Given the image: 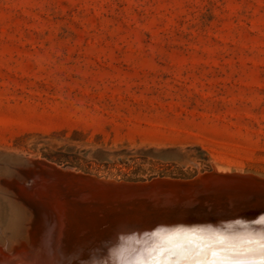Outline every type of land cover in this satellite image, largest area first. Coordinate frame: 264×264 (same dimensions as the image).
<instances>
[{
	"label": "rangeland",
	"instance_id": "374dc122",
	"mask_svg": "<svg viewBox=\"0 0 264 264\" xmlns=\"http://www.w3.org/2000/svg\"><path fill=\"white\" fill-rule=\"evenodd\" d=\"M33 159L70 170L67 181L264 179V0H0L6 245L31 218L2 180ZM70 220L73 239L85 227ZM181 225L158 229L161 264H222L221 245L240 237Z\"/></svg>",
	"mask_w": 264,
	"mask_h": 264
},
{
	"label": "bare ground",
	"instance_id": "6f19581e",
	"mask_svg": "<svg viewBox=\"0 0 264 264\" xmlns=\"http://www.w3.org/2000/svg\"><path fill=\"white\" fill-rule=\"evenodd\" d=\"M40 160L33 159L24 167L20 163L21 167L10 175L12 181L2 178V183L16 194L9 200L30 215L31 223L25 237L19 236L8 245L0 242V264H161L155 258L152 243L158 229L165 226L168 231L166 226L170 223L198 228L205 225L219 233L240 236L221 245L220 255L227 259L222 264H264V212L259 211L264 210L263 178L238 173L235 175L246 178H234L227 176L232 175L229 172L220 174L217 170V175L206 182L198 176L192 181L154 179L120 185L80 173L67 181L65 178L73 174L68 173L70 170ZM255 178L260 186L255 185ZM213 187L219 190L213 191ZM23 217L18 219L24 221ZM70 218L85 227L81 231L77 226L82 234L77 236L74 232L73 239ZM207 235L217 243L220 234ZM205 239L203 236L201 241ZM226 246L230 248L225 249Z\"/></svg>",
	"mask_w": 264,
	"mask_h": 264
},
{
	"label": "water",
	"instance_id": "95a60500",
	"mask_svg": "<svg viewBox=\"0 0 264 264\" xmlns=\"http://www.w3.org/2000/svg\"><path fill=\"white\" fill-rule=\"evenodd\" d=\"M227 176L234 177V178H240V179L246 178V177H244V176L235 175V174L227 175ZM251 178H252V177H251ZM252 179H253V178H252ZM255 179H256V178H255ZM254 181H255V180H254ZM79 183H81V182L79 181ZM260 184H261V182L258 181V179H256V183H255V185H256V186H260ZM212 190H213V191H218L219 189L213 187ZM95 191H96V190H95ZM234 197H237V195L234 194ZM234 197H232V198H234ZM230 198H231V197H230ZM261 199L264 200V195H263V197H262Z\"/></svg>",
	"mask_w": 264,
	"mask_h": 264
}]
</instances>
